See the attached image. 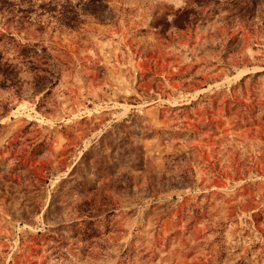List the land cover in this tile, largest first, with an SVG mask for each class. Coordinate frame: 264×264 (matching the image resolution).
I'll return each instance as SVG.
<instances>
[{
  "label": "rangeland",
  "instance_id": "374dc122",
  "mask_svg": "<svg viewBox=\"0 0 264 264\" xmlns=\"http://www.w3.org/2000/svg\"><path fill=\"white\" fill-rule=\"evenodd\" d=\"M0 264H264V0H0Z\"/></svg>",
  "mask_w": 264,
  "mask_h": 264
}]
</instances>
